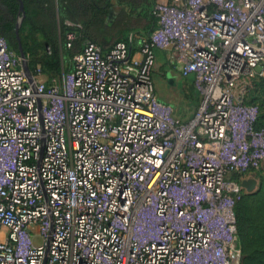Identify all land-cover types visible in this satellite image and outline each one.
<instances>
[{"label":"built area","instance_id":"1","mask_svg":"<svg viewBox=\"0 0 264 264\" xmlns=\"http://www.w3.org/2000/svg\"><path fill=\"white\" fill-rule=\"evenodd\" d=\"M151 14L148 37L85 40L61 80L39 65L28 79L0 36V264H241L235 208L264 167L248 99L264 0H155ZM155 50L194 76L188 120L155 94Z\"/></svg>","mask_w":264,"mask_h":264},{"label":"trees","instance_id":"2","mask_svg":"<svg viewBox=\"0 0 264 264\" xmlns=\"http://www.w3.org/2000/svg\"><path fill=\"white\" fill-rule=\"evenodd\" d=\"M23 11L19 12V0H0V34L8 46L19 54L16 18L23 16L19 28L20 44L28 60L29 70L40 66L42 73L49 78L61 80L72 66L71 59L82 49L85 40L100 46L104 51L111 49L117 42L129 41L134 36L148 37L155 27L151 14L155 0H21ZM11 19H5L4 15ZM79 25L68 27L65 22ZM2 29V31H1ZM3 29L5 31H3ZM27 31L26 46L21 34ZM74 32L75 39L67 48V33ZM44 48V55L36 54ZM50 54L46 53V48ZM70 63L66 64L68 62ZM260 95H264V80L259 81ZM261 125H264L261 122ZM257 209L262 218L259 228L239 230L237 212V233L243 253L242 264H264V182L257 194ZM241 235V236H240Z\"/></svg>","mask_w":264,"mask_h":264},{"label":"rangeland","instance_id":"3","mask_svg":"<svg viewBox=\"0 0 264 264\" xmlns=\"http://www.w3.org/2000/svg\"><path fill=\"white\" fill-rule=\"evenodd\" d=\"M5 19H11L10 15L5 14ZM20 16L16 18V24L18 23ZM27 31L21 34L25 39ZM2 37V35L0 34ZM26 46H32L33 41L24 40ZM44 48H38L36 54L38 56L44 55ZM160 50H155V64L152 69V82L155 90V94L159 101L169 104L176 115L183 120H188L192 113L196 110L200 97L199 92L194 85V76L181 75L176 70L171 62V58L162 55ZM32 56L28 54V60ZM26 58V60H27ZM27 60V64H28ZM72 61V59H71ZM70 63L69 59L66 64ZM259 83L254 82L251 89L248 92L249 101L257 104L260 108L261 115L260 120L264 124V95H260ZM252 180H255L256 186L252 192L242 191L241 198L237 202L236 212L238 218L239 230L259 228L262 224V218L257 209L258 197L257 194L261 188L262 182H264V167L258 171L251 172L249 174ZM241 236V235H240ZM241 241V237H240ZM35 246L41 244V240L35 238L33 240ZM243 261V253L241 254V264Z\"/></svg>","mask_w":264,"mask_h":264},{"label":"water","instance_id":"4","mask_svg":"<svg viewBox=\"0 0 264 264\" xmlns=\"http://www.w3.org/2000/svg\"><path fill=\"white\" fill-rule=\"evenodd\" d=\"M20 2V7H19V12L22 13L23 11V3L21 0H19ZM22 20H23V16H21L18 20V23L16 24V37H17V40L19 41V55L20 57L22 58L23 62H22V67H23V70L27 76L28 79H30V71H29V68H28V64H27V61H26V58H25V55L23 53V50H22V47H21V44H20V39H19V28L21 27V24H22ZM241 186L247 191V192H252L256 186V182L255 180H252V179H249V180H245L241 183Z\"/></svg>","mask_w":264,"mask_h":264},{"label":"crops","instance_id":"5","mask_svg":"<svg viewBox=\"0 0 264 264\" xmlns=\"http://www.w3.org/2000/svg\"><path fill=\"white\" fill-rule=\"evenodd\" d=\"M162 55H164V53L163 52H161V51H159ZM165 56V55H164Z\"/></svg>","mask_w":264,"mask_h":264},{"label":"flooded vegetation","instance_id":"6","mask_svg":"<svg viewBox=\"0 0 264 264\" xmlns=\"http://www.w3.org/2000/svg\"><path fill=\"white\" fill-rule=\"evenodd\" d=\"M1 31H2V29H1ZM3 31H5V30L3 29ZM15 33H16V29H15Z\"/></svg>","mask_w":264,"mask_h":264}]
</instances>
